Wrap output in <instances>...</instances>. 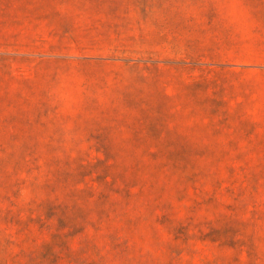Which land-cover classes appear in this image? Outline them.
Wrapping results in <instances>:
<instances>
[{
  "label": "rangeland",
  "instance_id": "374dc122",
  "mask_svg": "<svg viewBox=\"0 0 264 264\" xmlns=\"http://www.w3.org/2000/svg\"><path fill=\"white\" fill-rule=\"evenodd\" d=\"M0 264H264V0H0Z\"/></svg>",
  "mask_w": 264,
  "mask_h": 264
},
{
  "label": "trees",
  "instance_id": "16d2710c",
  "mask_svg": "<svg viewBox=\"0 0 264 264\" xmlns=\"http://www.w3.org/2000/svg\"><path fill=\"white\" fill-rule=\"evenodd\" d=\"M102 137H103V136H102ZM103 138H104V137H103ZM107 157H108V161H109L110 159L118 158L117 154H111V155H108ZM101 161H102V160H101ZM116 163H117V162L115 161V164H116ZM115 164H110L109 162H107L105 168H106L108 171H110L111 168H112ZM92 166H93V165H92L91 163H90V164L81 163L75 171L71 172V176H72V178H73V181L76 182V183L83 182V181L86 179V178H85V177H86V173H85L86 170H87V169H90ZM109 176H110V173L107 174L105 178H103V182H104L105 184H108V183H109Z\"/></svg>",
  "mask_w": 264,
  "mask_h": 264
}]
</instances>
